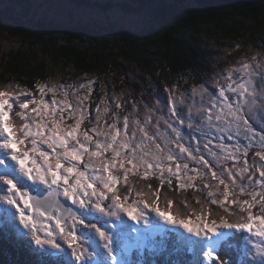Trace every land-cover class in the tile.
<instances>
[{
	"label": "snow or ice",
	"instance_id": "1",
	"mask_svg": "<svg viewBox=\"0 0 264 264\" xmlns=\"http://www.w3.org/2000/svg\"><path fill=\"white\" fill-rule=\"evenodd\" d=\"M15 7L22 11L68 9L66 15L78 16L85 23L126 28L131 35L133 31L155 32L163 28L169 22L168 10L177 5L169 0L116 2L82 12L72 10L79 6L32 0ZM210 80L207 87L201 84L190 90L187 111L180 114L176 105L184 104L185 93L169 92V113L174 120L166 124L174 136L150 133L148 121L142 125L139 120L134 121L136 128L129 134V117L124 116L122 127H118L120 117L116 114L111 124L105 121L104 128L99 127L97 115V126L81 129L86 118L84 101L91 93L92 81L77 88H87L89 92L77 97L75 106L69 99L70 85L38 82L36 93L19 85L0 89V257H10L0 259V264H264V192L253 191L249 193L250 200H241L245 186H238L236 191L232 169L224 170L231 183L212 172L218 183L204 184L210 189L209 200L201 202L197 197L200 211L191 209L190 215L174 211L167 195L161 207L159 189L153 190L151 184L145 192L129 182L130 174L141 179L157 176L160 187L166 181L171 188L175 177L182 190L197 187L194 181L199 173L186 179L181 174L182 169L185 174L195 170L178 162L183 153H192L184 146L181 129L176 126L187 122V128L192 129L194 108L200 120L217 132H227L229 140L233 139V129L237 137L242 128L251 129L245 114L257 104L264 108V63L254 66L245 61ZM48 93L52 94L51 101L45 99ZM57 95L64 99L57 100ZM14 106L20 124L11 118ZM116 106L120 107L118 101ZM65 112L69 113L67 117ZM73 118L74 123L68 124L67 120ZM137 131L141 133L139 140ZM219 139L223 141L225 137L221 135ZM171 144L179 151L168 148L165 152ZM250 146H243L245 156ZM218 147L226 150L225 159L238 160L235 153L241 150L239 140L234 151L223 143ZM199 159L208 164L203 156ZM169 162L175 163V168ZM244 164L239 173L247 171L246 160ZM260 167L264 169V165ZM260 177L264 178V170ZM251 181L249 177V187ZM257 183L264 189V179ZM121 184L126 188L123 195L118 188ZM220 185H224L223 191ZM60 196L65 202L70 200L76 209L64 207ZM209 202L223 212L213 217L207 207ZM232 205L236 208L232 209ZM257 205L259 213L253 215ZM162 253H167L165 259H156ZM181 253L191 254V259H170Z\"/></svg>",
	"mask_w": 264,
	"mask_h": 264
},
{
	"label": "trees",
	"instance_id": "2",
	"mask_svg": "<svg viewBox=\"0 0 264 264\" xmlns=\"http://www.w3.org/2000/svg\"><path fill=\"white\" fill-rule=\"evenodd\" d=\"M68 1L79 7L90 8L116 2H149V0H104L106 3L91 0ZM169 2L177 5L168 10L169 22L155 32L145 31L142 36L129 35L128 30L117 26L103 27L89 23L68 26L43 20L29 24L24 20L29 16L28 12L19 18L8 16L7 19L14 22L13 26L5 29L3 25L6 20L0 11V89L9 85H19L36 93L35 86L38 82L48 84L58 80L70 81L85 75L97 82L94 86L97 95L98 90L104 87L100 85L101 82L114 92H122L125 88L135 92L143 88L147 91L148 87H152L153 90H157L155 96L166 88L171 89L173 85L202 79L200 76L206 67L204 62L207 63L209 59L207 55L212 54L207 48L209 44L199 43L204 34L209 41L216 44V48L264 45V0H247L230 5L218 2L210 6H202L198 2L193 5L189 0ZM5 38L10 41L9 48L2 42ZM132 67H137L144 76L142 83L134 86H131L129 81ZM109 80L112 81L110 84ZM16 111L14 106L11 118L20 124L22 121L16 116ZM141 181L133 180L130 183L137 189L143 188L145 192L148 191V184L152 185L153 190L159 189L161 207L167 195L173 202L182 198L181 203H173L177 207L174 211L181 212L182 208L183 211L189 212L191 209L185 207L184 201L200 210L201 205L196 202L198 196L191 190L182 191L177 198L175 192L168 193L161 188L160 182ZM125 191V186H120L121 195ZM244 198L249 199L250 196ZM200 201L208 200L202 196ZM207 205L213 207L215 213L223 212L218 205L211 203ZM235 208L236 206L232 207ZM166 256L167 253H162L156 259L163 261ZM170 259L188 260L191 259V254L181 253Z\"/></svg>",
	"mask_w": 264,
	"mask_h": 264
},
{
	"label": "rangeland",
	"instance_id": "3",
	"mask_svg": "<svg viewBox=\"0 0 264 264\" xmlns=\"http://www.w3.org/2000/svg\"><path fill=\"white\" fill-rule=\"evenodd\" d=\"M32 2V0H28ZM94 2H100V3H106L104 0H91ZM37 3H43V4H58V5H71V6H77L75 3H71L68 0H35ZM189 2L193 5L196 4L197 0H189ZM19 4H27L26 2H12L11 0H0V10L3 12V18L6 20L3 27L6 29L8 26H13L14 21H10V19H7L8 16L13 15L14 17H18L24 15L26 12L29 15L28 17L24 18V20L29 23L33 24L40 21H47L53 24H63V25H76V24H83L85 22L82 21V19L75 15H66V12L68 9H49V10H41L37 9L35 11H27V10H20L19 8L15 7ZM91 9L90 7H78V9L73 8V11L79 10V11H88ZM118 27V26H117ZM122 28V27H119ZM126 29V28H123ZM130 31L129 29H126ZM145 31H133L132 34L134 35H143ZM202 41H199V43H207L209 44L207 46L208 49L212 51L211 56L207 55L209 59L207 60V63H205L206 67L203 68V72L201 73V78H197L194 82L185 81L181 85H176V89H173V87L166 88L164 91H160L159 95H155L156 89L153 90L152 87H148L145 91V89H141L137 92L134 90H131L129 88H125L124 91H113L112 89H109L108 85L101 83L103 89H99V94H96V91L94 89L95 81L93 79L86 77L85 75L78 76L76 80H58L53 81L51 83H48V85H64V86H71L68 88L69 91V99L73 103V106H75L77 102V97L88 95L89 90L87 88H81L79 91H77V88L80 85L87 84L88 82L92 81L91 85V93L88 95V99L84 101V104L86 106V118L83 120L81 124V129H91L94 126H97V115H99V127L104 128L106 127L105 121H107V124H111L113 122V115L116 114L120 117V121L118 124V127H122L123 125V117L128 116L129 117V134L133 131L134 128H136V125L134 123L135 120H139L141 124L143 125L145 121H148L147 128L149 131H154L160 127L163 128V130L166 129L167 124L166 121L172 122L174 120V117L170 116L169 108L171 107L168 96L170 91H177L179 93H185L184 97V104L177 103L176 105V111L177 114H180L182 112L187 111V105L190 102L187 99L188 94L190 93V90L193 87L199 88L201 84H205L207 87L208 84H210L211 80L210 78L215 77L217 74H219L221 71H225L233 66L242 65L245 61L252 63L254 66L257 63H264V45L262 47H242L239 46L237 48H229L228 46H223L222 48H216V44L213 43V41H209L206 34L202 35ZM6 48L10 47V41L8 39H4L2 41ZM261 46V45H260ZM235 49V50H234ZM233 52V53H232ZM237 53V55H236ZM255 58V60H253ZM209 68V69H208ZM205 69H208L206 71ZM197 77V76H196ZM144 79V76L142 72L138 70L137 67H132L130 69L129 74V81L131 86H134L138 83H142ZM184 81V80H183ZM191 81L193 79L191 78ZM112 81L109 80V84ZM199 83V84H198ZM74 93V95H73ZM152 93V94H151ZM149 94V95H148ZM46 100L51 101L52 94L48 93L45 97ZM57 100H63L64 97L61 95H57ZM197 101L199 100V96L196 97ZM208 97L207 94H205V101H207ZM117 101L120 104V107H117ZM97 109H99V112H97ZM107 109V111H105ZM71 111V110H69ZM196 109H193V114L195 117V122L192 129L187 128L185 125H179L178 123L176 125L179 126L181 129L182 135H183V144L186 148H189L192 155L189 156L188 153L182 154V159L188 160L187 162L180 161L181 165L184 163L188 164V169L197 170L199 169V175L193 174V176H197L198 180V186L199 188H204V197L205 199L209 200L207 197V192L210 190L209 188L204 187V184L207 183L209 185H216L218 183L217 178L212 177V173H209V170L211 172L215 171L217 172V176L220 178H223L227 183H231V178L228 176L227 171H224L226 169H232L233 175L236 177V191H239L238 186H245V193L240 196L241 200H244L245 196H250L249 193L255 191L257 193L264 192V189L261 188V186L257 183L258 180L264 179L260 177V171L264 169L258 168V163L264 162V159L261 158V155H264V148L261 147V144L264 143L261 141V137L264 136V108H262L259 104H257L252 112H246V118L248 119V123L251 125L250 130H246L244 128L241 129V134L239 137L235 134V129L232 130L233 139L229 140L227 139L228 133H220L217 132L216 129L209 128L206 123H204L202 120H200L199 116L195 115ZM68 112H65L64 115L67 117ZM77 117L79 116V113L76 114ZM74 119H68V124H73ZM158 125V127H157ZM191 132V135L189 133ZM245 133L247 134V138H245ZM90 135H94L93 133H89ZM223 135L225 139L221 141L219 137ZM141 136V133L137 131L136 139L139 140ZM237 140H239V144L241 145V150L239 152H236L235 155L238 157L243 153V146L251 144L250 147H248L247 155L249 159L247 160V171L243 173H239L238 169H241L245 167V164L241 161H238L236 159L227 158L225 159L226 150L221 149L218 147L219 144L223 143L225 145H230L233 148V151L235 150V145L237 143ZM207 145V147H205ZM47 147L46 145L44 146ZM154 147V145L152 146ZM168 148L173 149L174 151H179V149L175 147H165V152L168 151ZM198 149V150H197ZM50 151V150H49ZM260 152L261 155H257V153ZM213 153L216 155L214 156ZM203 156V160L207 161L208 164L202 166V162L199 158ZM181 159V160H182ZM241 162V164H239ZM173 163V162H169ZM235 165V167H233ZM264 165V163H263ZM173 168H175V163H173ZM203 169L205 170V173L203 172ZM142 171V170H141ZM185 171V170H184ZM223 171V175L221 176V172ZM183 174V173H182ZM203 174H205L203 176ZM167 172H165V176H167ZM185 175V179L187 176H192L190 172ZM157 177V176H155ZM249 177H252L251 186L249 187ZM150 178V177H149ZM148 179H141L139 175H129V182H139V181H145L150 182ZM158 178V177H157ZM159 179V178H158ZM196 179V180H197ZM160 180V179H159ZM141 181V182H142ZM30 182V181H29ZM28 182V183H29ZM195 182V181H194ZM166 183V181H165ZM121 186H124L123 184ZM44 187V186H41ZM224 185H220V191H223ZM188 189V188H187ZM214 190V189H213ZM2 195V193H0ZM32 195H35L32 193ZM219 199H222V197L217 196ZM65 200L63 196H60L59 199ZM247 199V198H246ZM251 199V196L249 200ZM257 199H260V196H257ZM70 201V200H69ZM182 198L178 200L176 203H181ZM68 202V201H67ZM185 202V201H184ZM183 202V204H184ZM210 203V202H209ZM215 205V204H211ZM73 207L76 208L75 205L72 204ZM179 205V209H180ZM235 205H232L234 207ZM173 210L177 208L174 204L172 205ZM185 207L190 209H195L197 212H199V208L193 206L190 203H186ZM209 209L212 211V216L215 217L216 213L213 210V207L210 205H207ZM185 209V208H184ZM181 215H190L191 212L183 211L181 208ZM259 213V205L254 207L252 209L253 215L255 212ZM153 215H155L153 213ZM70 222V221H69ZM129 223H133L132 221H129ZM51 224L54 226L55 221L53 220ZM100 226V225H98ZM156 239H158L156 237ZM102 243V242H101Z\"/></svg>",
	"mask_w": 264,
	"mask_h": 264
},
{
	"label": "flooded vegetation",
	"instance_id": "4",
	"mask_svg": "<svg viewBox=\"0 0 264 264\" xmlns=\"http://www.w3.org/2000/svg\"><path fill=\"white\" fill-rule=\"evenodd\" d=\"M177 127H179L178 125H176ZM151 132H157L158 134L159 133H163V134H166L167 133V135H169V136H174V133H172V131H171V129L170 128H168V126L166 127V129L165 130H163V128L162 127H160V128H158V129H156V130H154V131H150V133ZM169 132V133H168ZM169 147H175V150H176V145L175 144H171V145H168ZM249 159V157L247 156H245L243 153L239 156V160L238 161H241V162H243L244 163V161L246 160H248ZM180 161H183V162H187L188 160H184V158L181 160V159H179L178 160V162L180 163ZM241 162L239 163V164H241ZM248 162V161H247ZM264 162H260V163H258V168L259 169H261V164H263ZM202 164V166H204L203 165V162L201 163ZM192 170V169H191ZM188 172H190V174L193 176V174H196L197 172H199V169H197V170H195V171H187L186 172V175H187V173ZM203 172L205 173V170L203 169ZM183 173V174H182ZM209 173H212L210 170H209ZM181 174L182 175H184L185 174V171L182 169V172H181ZM205 174H203V176H204ZM185 176V175H184ZM200 179V178H199ZM199 179H197V180H195V185L197 186L196 188H188V189H180L179 188V185H178V181H177V179L175 178V177H173L172 178V187L171 188H169V185H168V183L166 182V183H164L163 184V186L161 187V188H164L168 193H169V191H171V192H175L176 194H177V198H178V196H179V194H181L182 193V191H189V190H191L192 191V193L193 194H196L198 197H199V199H200V197H202L203 195H204V193H205V191H204V188H199V186H198V180ZM149 180H150V182H155V183H158V182H160V180L157 178V177H155V176H150V178H149ZM227 183V182H226ZM122 185V184H121ZM120 185V186H121ZM120 186H119V188H120ZM197 188L199 189V190H197ZM217 199H219L218 197H217ZM178 201V200H177ZM173 203H176V202H173Z\"/></svg>",
	"mask_w": 264,
	"mask_h": 264
},
{
	"label": "water",
	"instance_id": "5",
	"mask_svg": "<svg viewBox=\"0 0 264 264\" xmlns=\"http://www.w3.org/2000/svg\"><path fill=\"white\" fill-rule=\"evenodd\" d=\"M244 1H247V0H197V2L202 6H210V5L216 4L218 2H223L225 4L230 5V4H233L236 2H244ZM261 165H263V164H261ZM59 201L66 208H71L73 211L76 209L70 203L63 201L62 199H59Z\"/></svg>",
	"mask_w": 264,
	"mask_h": 264
},
{
	"label": "clouds",
	"instance_id": "6",
	"mask_svg": "<svg viewBox=\"0 0 264 264\" xmlns=\"http://www.w3.org/2000/svg\"><path fill=\"white\" fill-rule=\"evenodd\" d=\"M47 194V192L46 193H44V195H46ZM61 199V198H60ZM63 201H65V200H63ZM71 201H68V203H70Z\"/></svg>",
	"mask_w": 264,
	"mask_h": 264
},
{
	"label": "bare ground",
	"instance_id": "7",
	"mask_svg": "<svg viewBox=\"0 0 264 264\" xmlns=\"http://www.w3.org/2000/svg\"><path fill=\"white\" fill-rule=\"evenodd\" d=\"M169 133V132H168ZM167 134V133H166Z\"/></svg>",
	"mask_w": 264,
	"mask_h": 264
}]
</instances>
